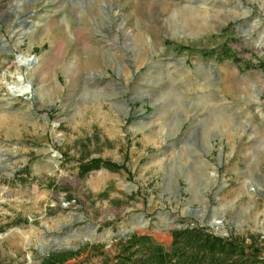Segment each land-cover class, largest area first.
Masks as SVG:
<instances>
[{
  "label": "rangeland",
  "instance_id": "374dc122",
  "mask_svg": "<svg viewBox=\"0 0 264 264\" xmlns=\"http://www.w3.org/2000/svg\"><path fill=\"white\" fill-rule=\"evenodd\" d=\"M188 228L264 264V0H0V264H200Z\"/></svg>",
  "mask_w": 264,
  "mask_h": 264
},
{
  "label": "trees",
  "instance_id": "16d2710c",
  "mask_svg": "<svg viewBox=\"0 0 264 264\" xmlns=\"http://www.w3.org/2000/svg\"><path fill=\"white\" fill-rule=\"evenodd\" d=\"M182 50H187L186 47H183ZM223 52V50H222ZM230 56V55H228ZM235 61H238V58H233ZM101 166H104L108 169L112 170H119V167L116 164H112L109 162H104L102 160L96 159L92 160L89 163H85L81 165V174H86L91 170L99 169ZM134 243L137 244H145L147 246V253H144L143 256L138 260L135 259L133 264H145L148 261H153L151 259L157 258L158 261H154L157 264H166L165 259L166 255L163 253V249L161 246L155 245L152 243V240L148 236L143 237H132ZM174 245L175 247H182L186 251H188V256H184V259H189L188 263H191L195 258V255H191L189 252L196 250L200 254L201 258L199 257V263L203 264L204 261L209 257V255L213 257H217V255H224L227 256H236L234 257L238 261L241 258L247 259L251 258L252 256L256 257L260 255V249H256L253 246H250L246 250V248L241 247V244L237 242H232L229 240H225L221 237H215L212 235H204L203 230L198 228H188L187 230H179L174 232ZM192 258V259H191ZM130 261V260H129ZM132 261V258H131Z\"/></svg>",
  "mask_w": 264,
  "mask_h": 264
},
{
  "label": "bare ground",
  "instance_id": "6f19581e",
  "mask_svg": "<svg viewBox=\"0 0 264 264\" xmlns=\"http://www.w3.org/2000/svg\"><path fill=\"white\" fill-rule=\"evenodd\" d=\"M28 61L29 58L23 57V56H19V58L17 59L16 63L19 66H28ZM31 88V83H26V82H20V84L16 85V90L10 91L13 93L14 96H23L25 95ZM212 226L217 229V230H221L222 229V224L219 221H215L211 223Z\"/></svg>",
  "mask_w": 264,
  "mask_h": 264
},
{
  "label": "water",
  "instance_id": "95a60500",
  "mask_svg": "<svg viewBox=\"0 0 264 264\" xmlns=\"http://www.w3.org/2000/svg\"><path fill=\"white\" fill-rule=\"evenodd\" d=\"M20 55L17 56V58L19 57ZM33 61V58H30L28 63L30 64L31 62ZM23 81L25 82V80L23 79ZM195 212H199L198 210H196Z\"/></svg>",
  "mask_w": 264,
  "mask_h": 264
}]
</instances>
